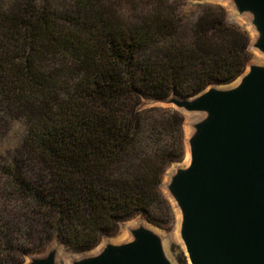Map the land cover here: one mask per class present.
I'll return each instance as SVG.
<instances>
[{"label":"trees","instance_id":"trees-1","mask_svg":"<svg viewBox=\"0 0 264 264\" xmlns=\"http://www.w3.org/2000/svg\"><path fill=\"white\" fill-rule=\"evenodd\" d=\"M249 43L215 2L0 0V264L89 251L136 215L171 228L183 115L146 101L233 82Z\"/></svg>","mask_w":264,"mask_h":264},{"label":"water","instance_id":"water-1","mask_svg":"<svg viewBox=\"0 0 264 264\" xmlns=\"http://www.w3.org/2000/svg\"><path fill=\"white\" fill-rule=\"evenodd\" d=\"M229 1L237 13L250 14L253 47L264 55V0ZM238 78L191 98L158 101L203 113L187 139L188 163L167 185L189 264H264V64H249ZM131 235L72 264H171L152 229L140 225ZM55 255L52 249L24 264H56Z\"/></svg>","mask_w":264,"mask_h":264},{"label":"rangeland","instance_id":"rangeland-1","mask_svg":"<svg viewBox=\"0 0 264 264\" xmlns=\"http://www.w3.org/2000/svg\"><path fill=\"white\" fill-rule=\"evenodd\" d=\"M205 2H215V3L221 4L227 11L228 20L231 23L238 25L240 28H242L243 30L247 32L249 36V40H250L249 49L252 53V59L249 64H257V65L264 64V55L261 52H259L256 48L253 47V44L257 38V33L251 23L250 14L237 13L233 3L229 0H225V1L207 0ZM246 70L247 68L245 69V71ZM238 80L239 78L235 79L233 82L229 84L217 85V86H232L236 84ZM145 105L146 106L157 105V106L175 108L172 105L162 104L160 102L146 101ZM180 112L183 115V134H184V140L186 144L185 155L181 161L174 162L170 166H168V168L166 169L162 177V181H161V190L164 193V195L168 198V200L170 201L174 209V213H175V223L171 226V228L162 229V228L156 227L154 225L149 224L141 216L136 215L120 223L115 233H113L112 235L103 237L100 240V242L93 249L89 251L75 252V251L70 250L66 246H64L59 240L53 239L51 242H49L48 246L44 250L31 254L29 256H43L48 251L54 249L56 250V255H55L56 264H72L74 261L79 260L81 258L98 254L107 244L118 245V244H122V243L130 241L132 239L131 230H133L134 228H137L140 225H143L145 227L152 229L159 236L165 256L171 262V264H189L188 261L186 259L184 261V259H182V256L180 255V252H182V254H184L185 256L183 244L179 237L180 217H179L178 209L176 208L174 201L172 200L171 196L169 195L167 191V185L169 183L171 176L174 174L175 170L177 168H182L187 165L188 163L187 139L193 133V130H194L193 125L203 117V113L187 112L184 110H180ZM27 261H29L28 257L25 258L24 263Z\"/></svg>","mask_w":264,"mask_h":264}]
</instances>
